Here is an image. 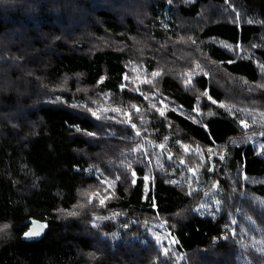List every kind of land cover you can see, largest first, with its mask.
Returning <instances> with one entry per match:
<instances>
[{"label":"trees","instance_id":"trees-1","mask_svg":"<svg viewBox=\"0 0 264 264\" xmlns=\"http://www.w3.org/2000/svg\"><path fill=\"white\" fill-rule=\"evenodd\" d=\"M258 143L264 0H0V264H264Z\"/></svg>","mask_w":264,"mask_h":264},{"label":"rangeland","instance_id":"rangeland-1","mask_svg":"<svg viewBox=\"0 0 264 264\" xmlns=\"http://www.w3.org/2000/svg\"><path fill=\"white\" fill-rule=\"evenodd\" d=\"M258 147L261 151L264 150L263 143H258ZM187 150H189V148H187ZM193 170L194 169L189 170L190 176H192L191 184L192 185L193 183H197V184L193 186L192 191L197 190L198 188L201 187V185H199L201 181L200 175L195 170H194L195 174H193ZM108 184L111 185V182H108ZM221 206H222L221 193L216 187H214L213 190L206 193L202 204L197 208V212L201 216H214L215 217L218 215L221 209ZM119 234L120 232H116L117 236H119ZM147 234L150 239H152L158 244V246L160 247L162 251L164 248H166L168 251H171L176 245V241L172 237L171 233L166 229L165 223L152 224L148 228ZM157 237H159V241L157 240ZM173 240L175 241V243H173ZM161 243L163 244V247L161 246ZM176 254L178 255V252H176ZM180 259L181 260L179 261V264H183L182 257H180Z\"/></svg>","mask_w":264,"mask_h":264},{"label":"snow or ice","instance_id":"snow-or-ice-1","mask_svg":"<svg viewBox=\"0 0 264 264\" xmlns=\"http://www.w3.org/2000/svg\"><path fill=\"white\" fill-rule=\"evenodd\" d=\"M161 74H162V73L159 72V71H155V72L150 73V75H151L152 77H154V78H155V77H159ZM124 79H125V80H128L129 77L126 75V76L124 77ZM147 83H148V84H152L153 81H152V80H147ZM136 91H137V92H140V89H139V88H136ZM140 94L143 95L142 92H141ZM145 99H148V97L145 96ZM161 103H162V101H161ZM213 103H215V101H213ZM133 107L135 108V106H133ZM153 107L155 108V105H153ZM157 110H158V109H157ZM113 111H119V109H113ZM135 111H136L137 114H140V112H141V110H140L139 108H135ZM158 111H159V110H158ZM159 114H160L161 116H164V115H165V113H164L163 111H160ZM93 115H97V113H96V112H93ZM126 116H127V119L122 120V121H120V122H122V123H128V124H130V126H131L133 129H136V125L133 124V123H131V113L126 114ZM98 118H99V117H98ZM244 126L247 127L248 125L245 123ZM136 135H137V136L141 135V132H140L138 129L136 130ZM160 148H161V149H164L165 146H164L163 144H161V145H160ZM138 150L141 151V152L143 153V155L147 156V153H146L142 148H140V149H138ZM161 155H163V152L161 153ZM221 158H222V157H221ZM168 159H171V157L169 156ZM148 163L151 164V160H150V159H149ZM181 163H183V161H181ZM193 174H195V171H194V170H193ZM135 175H136V174H135V172L133 171V172H132V177H133V179L131 180V183H133V184H135V179H134V178H135ZM144 179L147 180L148 177H144ZM117 180H119V177H118V176L116 177L115 180L111 181V183L114 184ZM105 183H108V181L105 180ZM89 203H91V199H89ZM99 203H100L101 206H104V204H105L104 199H101V200L99 201ZM8 227H9V225L5 224V225H3V228H0V231H3L4 229H7ZM38 234H39L38 229H34V230L29 231L28 233H25V236H26V237H33V236H36V235H38ZM157 240L159 241V237H157ZM173 243H175L174 240H173ZM161 246L163 247V244H162V243H161ZM163 251H164V254L167 255V251H168V250H167L166 248H164Z\"/></svg>","mask_w":264,"mask_h":264},{"label":"water","instance_id":"water-1","mask_svg":"<svg viewBox=\"0 0 264 264\" xmlns=\"http://www.w3.org/2000/svg\"><path fill=\"white\" fill-rule=\"evenodd\" d=\"M214 165L212 164L211 169H213ZM34 229H38L39 234L33 237H26L25 234L23 236L24 240L27 241H39L42 240L44 237H46V235L48 234L49 231V225L44 221V220H40V219H36L34 221H32L28 231L26 233H28L31 230Z\"/></svg>","mask_w":264,"mask_h":264}]
</instances>
